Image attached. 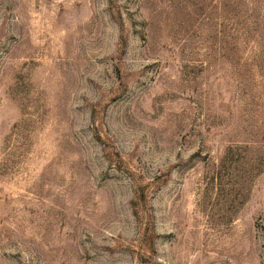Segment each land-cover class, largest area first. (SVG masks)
<instances>
[{
    "label": "rangeland",
    "instance_id": "rangeland-1",
    "mask_svg": "<svg viewBox=\"0 0 264 264\" xmlns=\"http://www.w3.org/2000/svg\"><path fill=\"white\" fill-rule=\"evenodd\" d=\"M0 264H264V0H0Z\"/></svg>",
    "mask_w": 264,
    "mask_h": 264
}]
</instances>
